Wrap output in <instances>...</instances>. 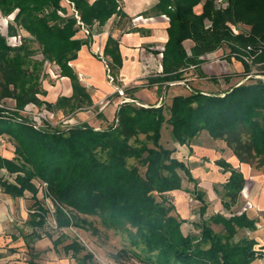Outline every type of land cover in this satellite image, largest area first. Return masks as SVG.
Masks as SVG:
<instances>
[{
  "label": "trees",
  "instance_id": "1",
  "mask_svg": "<svg viewBox=\"0 0 264 264\" xmlns=\"http://www.w3.org/2000/svg\"><path fill=\"white\" fill-rule=\"evenodd\" d=\"M154 11L169 20L162 73L155 82H180L191 67L203 76L201 57L224 46L241 61L243 79L249 76V81L219 93L190 90L159 106L138 105L128 93L131 101L121 102L112 123L100 129L87 123L64 129L44 123L35 128L32 120L20 115L27 105L43 103L36 81L22 68L20 52L30 56L33 51L24 45L12 48L0 33V63L5 73L9 71L6 85H13L4 94L14 101L13 110L0 108V138L7 136L14 147V158L0 155V169L12 178L0 179V186L12 197L29 194L34 199L39 213L30 214L29 222L36 236L48 231L33 181L46 183L57 203L58 228H80L78 216L89 215L107 229L124 232L128 245L111 256L116 264H125L123 259L135 264H251L263 256L255 251L256 241L236 236L240 230H254L255 221L245 212L206 218L207 203L198 181L174 150L161 145V138L162 129L169 126L173 141L189 146L205 131L224 142L240 164L264 165V80L250 76L255 66L264 76V0H157ZM119 12L117 0H0V19L12 17L7 37L27 34V43L38 46L41 62L56 66L75 90L80 87L70 62L83 45H90L94 28L99 32ZM82 28L88 32L86 39L77 38ZM186 41L192 43L190 54L183 45ZM247 50L253 57L250 64L242 58ZM103 54L110 57L108 68L115 76L121 66L118 41L109 36ZM215 164L229 173L221 185L222 205L228 210L237 203L245 179L225 160ZM176 191L200 204L195 232L181 231L186 221L176 212L172 196ZM211 223L222 225V230L215 232ZM63 241L61 235L53 245ZM64 248L78 264H99L77 241Z\"/></svg>",
  "mask_w": 264,
  "mask_h": 264
},
{
  "label": "rangeland",
  "instance_id": "2",
  "mask_svg": "<svg viewBox=\"0 0 264 264\" xmlns=\"http://www.w3.org/2000/svg\"><path fill=\"white\" fill-rule=\"evenodd\" d=\"M63 5L71 13V9L68 6L67 2H63ZM9 21L10 19L7 20V18L0 19V33L4 37H6L8 33L7 25ZM78 35L82 36L79 37L80 39H86L88 36V34H86L85 30L83 29L79 31ZM17 36L20 37V43L15 46H11L12 44H9L12 48H19L24 45L28 51H33V54H31L30 56H25L23 54V51L20 52L24 60L22 68L26 70V73L31 74L30 76H27L33 78L32 81H36L37 87L40 91L39 95L37 96L38 99L41 100L43 103L50 105V107H47L43 103L41 106L33 104L27 105L24 108V111L20 113V115H22V117L32 120L33 122L37 118L38 113H40L43 109L48 111L49 118L47 119V121L49 122L46 123L50 124L52 127L54 126L64 129L67 126L82 124L84 122L83 120H85V123L87 124L89 123L92 126H98L99 124H102L103 118L105 117L102 110H108L111 113V111L113 110L112 106L114 107V105L119 99H129V97L127 98V95L124 92L122 95H120L118 92L119 90L124 91V87L143 85L141 84L142 81L140 76L138 78H135L134 80H129L127 78L121 79L118 75L116 78L114 76H111L110 71L104 67V63L102 65H99L100 67L102 66L101 69L105 74L104 83H106V85H109V87L114 90V93H105V96H102V94L104 93L103 89L87 88V86L84 84H89L88 80H85L83 75L79 76L78 73H76L77 69L75 68L73 63H70V66L78 76L76 84L80 88L78 90H75L70 80L66 81L65 79H61V77L57 74L58 70H56L54 65L48 64L46 62H41L42 56L38 50V46L36 44L27 43L26 40L29 39V36L27 34L25 35L23 33H18ZM7 41L12 42V38L7 37ZM89 46L90 48L88 50L92 56H94L95 58L97 57L98 59L102 57L100 53L96 51L93 47V37ZM186 49H188V44H186ZM219 50L215 56L210 55L204 58L205 63L201 66L202 71L200 70L201 74L204 73L203 76H198V71L190 76L193 78V81L188 80L183 82H175L174 85L178 86H175L176 89H171V91L169 90L167 93L165 92L164 98L166 100L164 101V103L168 104L171 97L175 96L176 94L187 95L190 93V90H199L203 91L204 93H219L225 91L228 87L238 83L239 81L248 82L249 80L247 79L249 76L243 79V66L241 61L234 57H231L229 55V50L225 46ZM258 71L259 70L256 66L253 67L250 72V76L253 77V79L258 77L264 79L263 75H258ZM95 72H97L98 75V69L97 71L95 70ZM5 74L6 76H8L9 71L6 70L5 73L4 67L0 63V106L1 108H4L6 110H13L14 101L10 98H7L8 96H5L6 93L4 94V90L6 88H9L10 90L13 89V85H6L4 79ZM97 75L95 74V76ZM16 77L17 76H15V78ZM18 82L19 81L16 79V83ZM139 90L140 91H137L136 97L138 100L144 103H151L155 101L156 98L159 102L160 93H162L163 95L162 90H151L150 87L140 88ZM116 93L118 96H115ZM159 104L160 103H157L156 106H159ZM197 137H199V135ZM196 138L191 141L189 146L179 145L178 143L173 141L170 134V127L164 126V128L162 129L161 145L167 149L174 150L173 155L177 157L178 160L183 161L189 167L198 183L203 185V187L199 188L204 193L205 202L211 204L214 202V198H211V192H209L207 196V191H209L213 181L215 180L216 173H212V167H214V165L207 164V162H209L208 159H202V161L201 159L192 160L189 150H192L190 145H196V143L193 142L198 140ZM220 142L224 143L222 141ZM3 148L4 150H6V152L9 151L6 153V155L11 151L13 152L14 150V147L7 136L0 138V152L4 151ZM199 161H201L202 163H200ZM243 165L244 167L249 168V175L264 174V165H258L257 161H253L251 164ZM243 174L247 175L245 172ZM33 182L39 190V185L41 184V182ZM247 186L248 185L245 184L244 188L248 189ZM218 189L220 190L219 186ZM1 194L2 193H0V204L7 208V220L11 222L10 224L14 226L15 230L19 233V236L23 238V236L26 235L28 232L27 225L30 217L29 210L35 207V203L33 202L34 199L30 197L28 199L21 198L19 200H16L14 201L13 209H11L12 205L6 203V200L4 199L5 197ZM243 194L244 193L242 191L240 195V199L242 200H239V205H234L232 210L233 212H237L238 210H240L239 212H241L244 207H247V205H249L250 200H248L247 196L246 199ZM172 196L174 199L177 213V203H179V201L181 202V204L178 205V209H180L181 213V215L179 216L181 219L182 215H185L187 217L188 209L189 212L191 211V214L195 210L200 209L199 202L192 199L190 195L184 196L180 193H174L172 194ZM37 199H39V201H42V194L39 192L37 195ZM241 204L243 206L239 209V206ZM248 211L251 210L248 209ZM78 218L80 228L72 226L63 229L62 232H58L63 233L66 236L65 242L77 241L82 247H84L85 252H90L93 254L96 263L116 264L111 259V256L113 254H116L122 248L127 247V235L120 230H112L105 228L101 224L100 219L98 217L81 215L78 216ZM215 225L218 224H214V226ZM215 227H217L215 228L217 232L219 229H222L220 228V226ZM23 240L24 243L18 246L16 249H25L27 247H32L33 249L35 242L32 241V239L27 240V238H23ZM3 242H5V239H3ZM42 242H45L46 244L39 243L38 247L40 250L43 249L44 251L42 250V253H45L47 255V250L50 246L49 242L47 239H43ZM59 249H61V247ZM83 254L84 253H82V255ZM57 257L60 258V255H58ZM35 258L36 260H40L39 255H35ZM122 261L125 264H135L133 262V259L129 261L123 259Z\"/></svg>",
  "mask_w": 264,
  "mask_h": 264
},
{
  "label": "crops",
  "instance_id": "3",
  "mask_svg": "<svg viewBox=\"0 0 264 264\" xmlns=\"http://www.w3.org/2000/svg\"><path fill=\"white\" fill-rule=\"evenodd\" d=\"M88 1L89 3H92L94 0ZM117 2L119 3L118 9L120 10V12L116 15H113L100 29L99 32H96L95 28L93 31V47L102 56L101 58H99L100 60L89 53V45H83L77 53V58L70 63H73V65L77 69L76 73H78L79 76L83 75L84 79L88 80L89 84H84L87 86V88L103 89L104 93L102 94V96L105 93H114V90L109 87V85H106V83H104L105 74L101 69L102 66H99L105 63V65H107L108 67V63L111 62L110 57H105L103 54L107 39L109 36H111L113 39L118 41V49L121 60V66L114 77L116 78L118 75L121 79L127 78L129 80H134L135 78H138L140 76L142 81L141 84H143L140 86L124 87L126 95L129 97V95L132 94V97H134V101L138 105L150 106L156 105L157 103L161 104V102H164L166 100L164 98L165 92L167 93L169 90L171 91V89H176L175 86H178L174 85V83L163 84L160 82H155V79L162 73V57L165 45L168 41L167 28L169 25V20L165 15L159 14L158 12L154 11L157 0H117ZM79 37L82 36H79L77 34V38ZM186 44H188V49H186ZM183 45L187 53L190 54L192 43L190 41H186L183 43ZM217 52L218 51L207 54L201 57V59L205 63L204 58H206V56H215ZM105 65L104 67L106 68ZM201 66L200 68H202ZM54 67L56 68V70H58L56 66ZM97 69L99 72L98 75L97 72H95V70L97 71ZM195 72L196 70L192 67L189 70H186L184 75L185 79L180 82L188 80L193 81V78L190 76ZM95 74L97 76H95ZM61 79H65L66 81L69 80L66 77H61ZM144 87H150L151 90H162L163 95L162 93H160L159 102L157 98L151 103H144L138 100L136 97L137 91H140L139 89ZM133 89H135L134 92ZM123 100L125 99H119L114 107L112 106L113 110L111 111V113L108 110H102L105 115L102 124H99L98 126H92L89 123L88 124L95 129H100L112 123L115 118V113ZM129 100H131V98ZM83 121V123H85V120ZM196 139L198 140L193 141L196 143V145H190L192 150H189L192 160L201 159L202 161V159H208L209 162L206 161L207 164L214 165V167H212V173H216L215 180L213 181L209 191H207V196L209 192H211L210 196L211 198H214V202L211 204L207 203L206 218H210L211 216L217 214L229 218L233 214L238 215L242 212H245L249 219L255 221V229L240 230L237 233L236 238L247 236L250 239L255 240L257 243V245L255 246V251H257L258 253H262L263 256L256 258L251 264H264V174L249 175V168L244 167L243 164H240L238 162V160L232 154L231 150L227 148L226 144L221 143L219 140H213L207 132H201L199 134V137H197ZM7 152L6 150H4L3 152H0V155L3 154L1 156L6 159L14 158V150L13 152L11 151L6 155ZM219 159H223L233 168L238 169L239 171L241 170L242 174L244 172L247 174H243V176L248 178L246 179L244 177L245 184L248 185V189L243 188L242 191L244 193L243 196H247L248 200H250V203L249 205H247V207H244L241 212H239L240 210H238L237 212L232 211L234 205H239V200H242L240 199V197L237 203L232 205L228 210L224 209L222 205L221 193L223 191L221 185L227 181L229 173L224 172L221 167L215 164ZM201 161L199 162L202 163ZM0 179L12 182V178L9 177L6 174V171L3 169H0ZM218 186L221 188V190L218 189ZM198 187H203V185L198 183ZM0 193H2L1 195L5 197L4 199L6 200V203L12 205L11 209H13L14 201L21 199L5 194L1 186ZM174 193H180L184 196H189V194L182 191H176ZM25 198H30V195L26 194L22 199ZM179 204H181L180 201L179 203H177V210L179 215H181L180 209H178ZM242 206L243 205L241 204L239 206V209ZM247 208L251 211H248ZM6 209L7 208L0 204V264H78L77 260L72 256V252H67L64 248V246L70 244L72 241L65 242L66 236L63 233L48 232L47 234L45 233L40 236H36L38 235V232L30 225L29 221L27 225L28 232L23 236V238H27V240L32 239V241L35 242L33 249L32 247H27L25 249H16L18 246L24 243V240L21 236H19V233L15 230L14 226L10 224L11 222L7 220ZM182 219L186 221L181 225L182 233L186 235L188 233L195 232L193 230V223L199 220V209L195 210L192 214L188 209L187 217L185 215H182ZM215 226H220V228H222V225ZM215 226L213 223H211V228L215 232H217V230L215 229L217 227ZM221 230L222 229H219L218 232H220ZM61 235L64 237V241L62 244H59L55 247L53 245V242L54 240L61 239ZM3 239H5V242H3ZM43 239H47L50 245L49 249L47 250V255L45 253H42L43 249L40 250L38 247L39 243L46 244L45 242H42ZM60 247L61 249H59ZM35 255H39L40 260H36ZM58 255H60V258L57 257ZM80 256L81 255H79V257Z\"/></svg>",
  "mask_w": 264,
  "mask_h": 264
},
{
  "label": "built area",
  "instance_id": "4",
  "mask_svg": "<svg viewBox=\"0 0 264 264\" xmlns=\"http://www.w3.org/2000/svg\"><path fill=\"white\" fill-rule=\"evenodd\" d=\"M218 3H221V1H218ZM117 4L119 6L118 2H117ZM75 17L77 18V20H79V17L76 15V13H75ZM9 19L11 20L12 17H7V20H9ZM82 29L85 30L86 34H88L86 29H84V28H82ZM9 38H12V42L7 41V43L8 44L9 43L12 44L11 46H15L18 43H20V41H19L20 37L19 36H12V37H9ZM6 40H7V36H6ZM248 50H247L246 56H243L242 58H243V60L245 62L250 64L253 57L249 56ZM105 66H106L107 69H109L107 67V65H105ZM118 92H119L120 95L123 94L122 90H119ZM123 101L126 102V101H131V100L125 99ZM0 108H1V106H0ZM48 118H49L48 111L42 109L41 112L38 113L37 118L34 120V127L35 128L42 127L44 122L45 123L49 122V121H47ZM38 192L42 194V201H40V205L46 211V214L43 217V220H44L43 225H44L45 231H48V232H62L63 229L58 228L57 223L55 221V217H54L57 203H55L52 200V198L49 196L48 191H47L46 183H41L39 185ZM29 212H30V214L39 213V211L36 209V207H34L31 210H29ZM137 264H154V263H137Z\"/></svg>",
  "mask_w": 264,
  "mask_h": 264
},
{
  "label": "water",
  "instance_id": "5",
  "mask_svg": "<svg viewBox=\"0 0 264 264\" xmlns=\"http://www.w3.org/2000/svg\"><path fill=\"white\" fill-rule=\"evenodd\" d=\"M259 78V77H258ZM259 79H262V78H259ZM262 80H264V79H262Z\"/></svg>",
  "mask_w": 264,
  "mask_h": 264
}]
</instances>
